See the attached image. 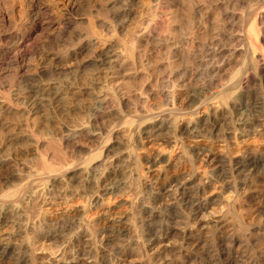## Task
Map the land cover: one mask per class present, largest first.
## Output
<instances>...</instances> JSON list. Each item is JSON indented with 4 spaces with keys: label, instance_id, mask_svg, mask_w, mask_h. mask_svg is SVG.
Here are the masks:
<instances>
[{
    "label": "bare ground",
    "instance_id": "bare-ground-1",
    "mask_svg": "<svg viewBox=\"0 0 264 264\" xmlns=\"http://www.w3.org/2000/svg\"><path fill=\"white\" fill-rule=\"evenodd\" d=\"M68 1L67 7L71 11L78 9V6H80L79 0ZM185 1L191 2L193 13L199 15L195 20V23H197L194 24L195 31L191 35L201 34L202 30L204 32L208 30V23L211 19H218L217 21L221 20L223 23L232 21L229 28L224 27L222 24L223 28H216L217 31H212L211 34L207 31L209 34H206L208 37L205 41H198L202 38L199 35L200 39L190 38L193 39L192 49L193 46H196L199 49L194 48L195 51H201L200 54L202 53V55H196L194 50L190 51L193 63L205 64L207 71L214 74L212 81L221 80L226 76L227 67L237 56H242V63L240 62L243 64L242 70H238L229 83L219 84L220 87L216 90L202 87L198 90H192V92L189 88L192 87L190 85L194 80L192 81V76L189 78L186 75L187 77L180 76V79L178 77V80H173V78L171 81L173 88L171 87L172 89L168 92L158 90L160 85L164 86L157 84L158 81L156 83L158 89L155 88L158 91L155 90L157 92L154 94L147 95L145 94L147 93L146 90L144 94L143 90L142 93L140 92L144 97H141V100L139 99L140 107L138 109L135 107L138 116H136V112L133 115L136 116V119H129L131 125L136 121L140 122L139 125L143 126L144 130L138 129V131L142 130L146 134L145 138L150 140L151 143L162 142L163 139H166V133L164 132L168 129L170 133L172 132L170 135L173 134V136L166 139V142H172L177 153L174 154L176 155L175 158H172L173 156L166 158L156 154L151 164L153 162V165L155 164L157 168L152 170V179L147 182L141 180L137 169V172L134 171L133 176H135L137 184L130 186L131 194L128 193V195H131L128 201L129 210L124 213H117L118 211L116 212L110 206L107 208L104 205L105 208L103 207L105 194L111 193L116 188L121 190V188H125L126 185L131 183L130 180V182L128 181L129 184H127V180H121L122 176L118 179L116 171L111 173H106L105 169V171H102V168H105V165L109 162L107 155L112 148H104V151L107 152L106 155L100 153L94 159H91L94 156L90 155L93 157L88 161L86 159L81 165L75 164L71 162L72 158L69 159L66 154L57 156L56 152L61 154L60 145L56 148L53 147L56 145H51L54 148L53 150L46 149L44 153H41L39 150L42 145L40 139H37L36 136L34 138L33 130L31 132L28 129L30 131L29 138L34 139V144H32L34 150L39 154L37 165L40 170H37L36 167V170L26 172L27 174H15L14 171L11 176L8 174L5 176L4 170L13 167L21 153H7L3 145L0 144V184L13 181V183H10L13 187L9 185L11 188H8L7 186V191H2L3 189L1 190L0 187V229L13 219L11 217L14 213L20 216L19 218H23L24 227L22 225L21 227H23V230L25 228V236L15 243L11 241L12 237L10 235H4L5 237L0 238V264H264V144L254 148L240 144V138L255 135L258 132L264 134V0H261L257 6L253 5L254 7H252L251 12L249 11L250 14L248 15L250 16L248 18V15L245 16L249 20L246 29H244L245 27L242 28L240 21L239 25L238 20L242 21V18L239 17L238 10H236V6L244 0H99L98 15L105 22L102 25L101 34L106 37L113 31H119L120 33L123 32L124 35L122 34L121 37L117 34L120 36L118 41L122 45H120L122 49H120L118 43L112 42L106 46H100L101 48L98 49L97 53L95 52L93 59L105 71L108 77V85H105L103 92H98L92 98V111H90L92 113L89 114L97 119L106 116L108 112L110 113V104L117 95L116 93L121 90L119 89L120 83L115 82V79L125 66L122 62L123 55L126 54L133 63H136L141 57V46L144 42H157V40L160 42L166 39L163 28L170 23H167V21L175 20V14L170 17L164 16V3L179 7ZM253 4L255 3L253 2ZM107 9L113 11L110 13L112 15L105 11ZM27 15L29 19L25 23H21V27L18 28L19 32L13 36L14 41L0 46V82L6 77L9 80L14 79L18 74L15 68L21 69L23 66L20 65V59L23 57L20 44L24 39V32L30 30L33 25L37 26L40 20L47 17L37 4L32 6ZM95 26L91 30L93 28L95 30ZM61 29L64 30V28ZM27 31L26 33H28ZM98 34L96 31H90L88 33L89 39L94 37L96 38L95 42H98ZM117 35L116 37H118ZM206 35L203 34L204 37ZM101 40L99 41L101 42ZM89 41V43H93V41ZM163 42L165 44V41L161 43ZM62 43L58 42L59 45ZM62 45L59 46L61 49ZM66 48L68 49V46ZM63 50L62 52H65L63 53L65 55L67 52ZM147 57L149 56L147 55ZM65 63L60 66L62 67L61 71L68 70L70 72L73 69L76 71L78 69L75 68L80 67L76 66L79 63ZM60 67L59 64L58 67L56 64L50 68L51 70H58ZM149 71L146 73H151ZM186 73L188 72L184 74ZM189 73L188 75H190ZM196 74L193 73L192 75ZM155 77L157 78V76ZM168 80L167 82H169ZM12 81L14 82V80ZM49 84L37 82L25 89L29 94L27 97L30 98V101H28L30 102L29 108L26 106L28 109L26 115L38 112L40 105L50 99L52 86ZM177 85L181 89L189 90V94L185 98L190 105L196 106L189 115L185 114V108L182 111V107H179L180 102L183 100H178L180 104H177V95L175 94ZM12 86L0 90L1 107L10 106L15 101L13 99L17 91L15 92V86L14 90L11 88ZM65 87H67L66 84ZM58 92H56L57 96L60 94ZM117 96L115 99H117ZM206 98L207 100H209L208 98L218 99L217 101L210 99V103L215 102L209 105L210 103L206 101ZM165 100H168L169 107L167 106V110L159 109V106ZM121 102L120 104H122ZM203 103L211 107V110L206 108L208 111L206 116H203L202 113L201 116L198 110V107L204 106ZM189 110L187 111L189 112ZM126 120H128V116ZM221 122L228 125L222 129L220 127ZM25 123L27 124L26 120ZM135 124L132 126L136 127L137 124ZM85 125L81 123L79 127H71L74 130L70 132L71 134L68 131L70 135L67 133L69 136L66 140L72 139V141L74 140L75 143L79 144L78 139L83 137L85 133L90 134L91 137L96 136L94 135L95 132L93 133L92 129V131L88 130ZM125 126L127 128L124 131L129 134L128 141L130 143L131 138H133L134 127H132V130L130 124ZM88 128L90 127L88 126ZM110 132L112 133V131ZM119 135L122 136V134ZM123 137L121 139H124ZM197 139H200L201 142H197ZM129 143L125 142L130 146ZM131 149L134 150L133 146L129 147V150ZM129 150L124 151L126 156L123 155L127 159L129 158L128 161L133 159V155L136 154ZM30 153L33 152L30 151ZM137 160L135 158L134 162L136 164ZM72 161L74 162V160ZM123 162H121V165ZM126 163L124 162V164ZM113 169H116V167ZM81 175H85L84 177L87 178L90 188L93 187L97 192L93 194L90 201L85 203L82 201V204L79 202L76 205L73 204L75 201L73 202L71 199L73 203H67L68 206L61 210L59 214L51 216L41 211L42 206H38L37 203H39V198L42 197L41 195H43L45 189L51 188L52 185L63 180V178L74 180ZM130 176L132 177V175ZM95 190L93 191L95 192ZM113 192L115 193V191ZM224 192L230 193L231 196L228 200L225 199ZM89 195L91 196V194ZM222 204L225 205L217 215L207 219L204 217L210 206ZM25 205L31 207L32 210L27 208L30 210L28 211ZM92 207L97 210L95 213L97 216L92 218L93 220L89 216ZM45 227L47 228L45 234L40 233L37 234L38 236H29V232L36 229L43 230ZM60 238H64V240L55 253H48L47 250H44L43 247L46 242L57 243L61 241ZM41 241L43 243L40 244Z\"/></svg>",
    "mask_w": 264,
    "mask_h": 264
},
{
    "label": "rangeland",
    "instance_id": "rangeland-1",
    "mask_svg": "<svg viewBox=\"0 0 264 264\" xmlns=\"http://www.w3.org/2000/svg\"><path fill=\"white\" fill-rule=\"evenodd\" d=\"M246 1L245 0L242 1L244 3L241 2L243 6L241 5V3H239L240 5L238 4L236 6V10H238L237 13H238L239 17L242 18V21L239 19L238 23L240 21L242 28L245 27L244 29H246V27L249 23V22L247 23V21H249L247 18L250 16L248 14H250L252 7L257 6L261 2V0L260 1L259 0H256V1L255 0H246ZM187 2H189V1H185L184 3H181L179 5V7L175 6V7L179 8L178 10H177V8L174 7V5H172V4L169 5L168 3H164L163 15L170 17V16L175 14L174 15L175 20L172 19V21L171 20L167 21V23H169V22L170 23L166 24L167 26L165 25L163 28L165 30V33H166V39H164L162 41H165V44H164V42L161 43L162 41L159 42L158 40H157L158 43L155 41L144 42L141 46V49H142L141 52L143 53V55L140 52L141 57L136 62V63L139 62L138 64L133 63V61L130 58H128V56L126 54L123 55L124 57L122 58V62H124L125 66L122 68L123 70L121 69L120 73H118V75L115 79V82L117 81L120 83L119 89H121L120 91H118L116 93L117 95L119 94L118 96L116 95L118 100L115 99L116 98V96H115L113 98L112 103H111L112 106L110 104V110L108 108L110 113L108 112L106 116H103L101 118H97L98 119L97 120L96 118H93V115L89 114V113H92V112H90V111H92L91 110L92 98L98 92L100 93V92H103L105 90V85L106 86L108 85L107 84L108 83V77H107L105 71L102 69V67H100L98 65V63L95 62V60L93 58L95 56V52L97 53L99 48L108 45V43H112V42L115 44L118 43L119 47H121L122 45L119 44L118 38L122 34L124 35L123 32L120 33L119 31H117L118 33L116 31H113L114 34H113V32H111L112 34L110 33V35H108L106 37H104V35L101 34L102 33L101 30L103 29L102 25H104L105 22H103L102 17L100 16V18H99V15H98V9H99V5H100L99 0H79L80 6H78V9H76L74 11L69 10V8L67 7V5L69 3L68 0H0V46L8 44V43H10V41L11 42L14 41L13 36H14V34L19 32L18 28L21 27V23H25L26 20L29 19L28 18L29 16L27 14H29V11L32 9V6H34L36 4L39 5L42 8V11L45 12V14L47 16L46 18H43V20H40V23L37 24V26L33 25V27L30 30H28V31L26 30L28 33H26V31L24 32L25 36H24V39L22 40V43L20 44L21 45L20 49H21V51L23 50L22 51L23 57L20 59V65H23V66L21 69L15 68V71L16 72L18 71V74L16 75L17 77L15 76L14 79H10V80H9V78L7 79V77H6V78H4V80H2V82H0V84H1L0 90H2L5 87L8 88V87L12 86V84L14 83V85L11 88L13 89L15 86V92L17 91L16 92L17 94L15 95V97L13 99V101L15 100L13 102L14 104L13 103H12L13 105L10 104L11 107L9 105L5 106V107L0 106V111H1L0 112V144L3 145V147L5 148L7 153H13V154L16 152H19V154L21 153L20 157L18 156V158H17L18 161L15 163V165H13V167L11 166L10 168H7L6 170H4V172H3L4 175L6 176L8 174L11 176L12 172H14V171H15L14 172L15 174H20V175L22 174L23 175V174H27L28 172L34 171L36 169L40 170L38 168V165H37V162L39 159V154L37 152H35L34 147H33L34 145H32V144H34V139L29 138L30 137L29 133H30V131L32 132V130H33L32 133L34 134V138L36 136V138L40 139V141H41L42 147L41 146L39 147V150L41 153L42 152L44 153L46 149L47 150H53L54 149L53 147L56 148L57 146L60 145L61 147L59 146V148L61 151L63 150L62 151L63 154L61 151H60L61 154L56 152L57 156L66 154L67 157H69V159L72 158L71 162L75 163V164L81 165L84 163V161H86V159L88 161L93 156L94 157L91 159H94L96 157V155L99 156L100 153H102L103 155H106L107 152L104 151V148L109 147V149H111V148L112 149L109 151L110 153L107 155V160H109V162L107 163L108 166L105 165L106 167L102 168V171L104 169L106 170V171L104 170L106 173H111V172L116 171L118 179L122 176V178H120L121 180H125V181L127 180L126 181L127 184H129V182L131 181L132 184L130 183V185H126V187L121 188V190L116 188L115 190H113V191H115V193L112 191L109 194H105L106 195V196L104 195L105 198H104V196H102V198L105 199V200L103 199V203H104L103 207H104V205L107 208L110 206V208H112L116 212L118 211L117 213H122V212L124 213V212L128 211L129 210L128 201L131 198L130 190H131L132 185L134 186V184H137L136 178H135V176H133V174L135 172H137V170H138V174L140 175L141 180L147 182L149 179L150 180L152 179V176H153L152 170L157 168V166H155V164L153 165V162L151 164V161L154 160V157L156 156V154L157 155L159 154V155L166 157V158L172 157V156H173L172 158H175L176 155H174V154L177 153L176 148L174 150V146H173L172 142H170V141H169L170 143L166 142V139L172 138V136H173V134L170 135L172 132L170 133L168 129L165 130V132H164L166 134L168 132L167 135L165 134L166 139H163L162 142L159 141L157 143L156 142L151 143L150 140L145 138L146 134H144L142 132V130H144V129H143V126L139 125L140 122H137V121H136L137 123L135 122L138 127L140 126V128H138L137 126H136L137 128L135 126H132L135 123H133L131 125V122L129 121V119L130 118H131L130 120H132L133 118L136 119V116H138L137 115L138 113L135 111V109H136L135 107H137V109L140 107L139 103H140L141 97H144L143 94L145 93V90L147 92L145 94H147V95L150 93L154 94L158 90L159 91L165 90L166 92H168V91H170V89L173 88V85L171 82L173 78H174L173 80H176V79L178 80V77L180 79L181 78L180 76H186V75L189 78H191V76H192L191 79H192V81L194 80L193 83L191 81L192 84L190 85L193 88L189 86L190 91L198 90L202 87H206V88L208 87L209 89L216 90L220 87V85L229 83L233 78L232 76H234L238 70H242V66H243V64H241L242 63V56H237L231 62L232 64L230 63V65L227 67L226 74L228 76L227 75L224 76L223 77L224 79L222 78L221 80L216 79V80H214L215 81L214 82V81H212V77H214V74L207 71V68H206L207 66L205 64L201 65L200 63H196V62L193 63L192 57L190 55L191 54L190 51L191 50L195 51L194 48H196L197 50L199 48L196 46L195 47L193 46V49H192L191 43H192L193 39H190V38L194 37V39L197 40V39H200L202 37L198 41H205V39H207V37H208L207 35L209 33L211 34L212 31L215 32V31H217V29L223 28V25H224V27L227 26L229 28L232 21L230 20L228 22L226 20L227 23L226 22L223 23L221 20H220L221 21L220 22V21H217L218 19L217 20L211 19V21L208 23V30H205L206 33L202 30L200 32L201 34L191 35L195 31L194 26L197 24V23H195V20H197L196 18L199 17V15H195L193 13V8H192L191 2H189L190 4ZM250 2H252V3H250ZM253 2L255 4H253ZM256 2H258V3L256 4ZM249 7H251V8H249ZM247 9H250V10H247ZM105 11L106 12L108 11L109 14L113 12L112 10L110 11L108 9ZM110 15H112V14H110ZM245 16H247V18H245ZM91 20H92V23H91ZM244 20H246V21H244ZM93 22H95L96 24ZM240 23H239V25H240ZM91 24H92V26H91ZM94 26H95V30H94V28H93V30H91V28ZM212 27H213V29H212ZM61 28H64V30H62ZM170 29H171V31H170ZM90 31H96L97 34L100 32L97 37H99L98 38L99 40L102 39L101 42L99 40H98L99 43L95 42L96 38H94V37L89 39L88 33H90ZM115 32H116V34H115ZM100 34H101V37H100ZM117 34H119L120 36H118ZM203 34L204 35L207 34V35L204 37ZM112 35H115V36L112 37ZM116 35L118 37H116ZM198 35L200 36V38ZM66 39H67V41H66ZM167 39H169V40H167ZM89 40L93 41V43H89L90 42ZM62 41H63V43H62ZM58 42L62 43L63 45L62 44L59 45ZM69 42H71V43H69ZM97 43L99 46L97 45ZM102 43H103V45H102ZM147 43H149L150 45ZM166 43H168V44L166 45ZM154 44H156V45H154ZM158 44H160V45H158ZM61 45H62V49L59 47ZM63 46H65V47L68 46V49L67 48L65 49V47H63ZM69 46H71V47H69ZM146 47L150 50H148ZM63 48L67 52L65 55L63 54L65 52H62ZM120 49H122V47ZM153 49H154V51L152 54ZM60 50H61L62 55L60 54ZM144 50H146V52H144ZM148 52H150V53H148ZM200 52L201 51H195L194 53L196 55H198V54L202 55V53L200 54ZM147 55L149 57H147ZM60 57H61V59H60ZM63 57H64V59H63ZM55 59H56V63H55ZM66 60H68V61H66ZM72 60L75 62H73ZM226 60H227V56H226ZM57 61L60 62L61 64L58 63ZM76 61H78V62H76ZM142 61H143V63H142ZM50 62H52V63L54 62V63L52 64ZM71 62L75 63V64L79 63L76 66H80V67L75 68V69H78V70H76L77 72L74 71V69L71 70L70 72H68V70L61 71L62 67H60V66L63 65L62 63H65V64L69 63L70 64ZM56 64H57V67L59 64L60 68L58 70H51L50 67L54 66ZM46 67L49 68L50 71H49V69L47 70ZM17 69H19V70H17ZM147 70L148 71L150 70L149 72H151V73H146V72H148ZM151 70H153L154 73ZM194 71H196V72H194ZM42 72H44V73H42ZM185 72H188V73L190 72L189 73L190 75H188V73L184 74ZM193 73H197L196 75H194L195 77L192 75ZM149 74H150V76H149ZM207 74H209V75H207ZM151 75H152V77H151ZM155 76H157V78L160 76V78H158L160 80H158ZM199 76H200V78H199ZM170 77H172V78L170 79ZM154 78H156V79H154ZM165 79H167V80L169 79L168 80L169 82H167V80H165ZM213 79H215V78H213ZM11 80H14V82L13 81L11 82ZM55 81H57V82L55 83ZM157 81H158V83H157ZM161 81H162V83H160ZM34 82L35 83L42 82V83H48V84L51 82L49 84L50 86H52V90H50L51 95H50L49 100H46L44 103H42L40 105L41 107L39 108L38 112L26 115L28 113V112H26V111H28L26 106H28V108H29L30 102H28V101H30V98L27 97V96H29V94L26 92L25 89L27 87H29L30 85L35 84ZM8 83H9V85H8ZM153 83H154V85H153ZM156 83L162 84L165 87L160 85L159 86L160 88L158 89L157 88L158 85ZM65 84L67 87H65ZM169 86H170V88H169ZM53 87L55 89V93H54ZM162 87L166 88V89H163ZM155 88H157L158 90ZM16 89H18V90H16ZM182 89L179 88V86L177 85L175 88L176 91L174 90L175 94L177 95V104L179 105L181 103L179 107L180 108L182 107L181 108L182 111H184L183 109L185 108V111H184L185 114L189 115V114H191V111L193 112V110L196 106L190 105V103H188L186 98H185L189 94L188 93L189 90L187 91V89H184V88H182ZM56 90L59 91L58 92V93H60L59 96L56 95V92H57ZM142 90H143V94H141ZM155 90H157V91H155ZM75 91H76V93H75ZM180 91H181V94H180ZM22 95L24 97H20ZM122 95H123V98H124V96H126V97L124 99L123 98L121 99ZM16 96H17V98H16ZM61 96H63V97H61ZM119 97L122 100V102L119 99ZM208 99L209 100H207V98H206V101L208 103H210L211 100L217 101L218 98L217 99L208 98ZM119 100L122 104H120V102H118ZM136 100H137V102H136ZM178 100H181V101L183 100V101L180 102ZM17 101H19V102H17ZM215 101H213L209 105L213 104ZM206 103H203L204 106L198 107L199 109L197 108L200 111L201 116H202V114H203V116H206V112H208L207 111L208 108H210V110H211V107L210 106L208 107V105ZM136 104H137V106H136ZM168 104H169L168 100L163 101V103H161V105L159 106L160 107L159 109L167 110V108L169 107ZM16 105H18V106H16ZM6 107H8V108H6ZM187 110H189L190 113ZM120 111H122V112H120ZM134 113L136 114V116L133 115ZM210 113H212V112H210ZM122 115H123V117H122ZM127 116H128V120H126ZM25 117L28 119V121ZM25 120H26L27 124L25 123ZM126 121L130 122V123H127ZM140 121H142V120H140ZM81 123L83 125L86 124L85 126L88 130H90V131L93 130L92 132L93 133L95 132L94 135H96V136L91 137L90 134L85 133L84 134L85 137L83 136L80 139H78V142L80 141L79 144L75 143L74 140L72 141V139L66 140V138H68V136L71 134L70 132H72L74 130L73 128H76L77 126L79 127ZM28 124L30 125L29 127H28ZM129 124H130V127L132 130H133L132 127H134L133 135H132L133 138H131L132 140L130 142L131 144L133 143L134 145L133 144L131 145L129 143V141H128L129 134L126 131H124L127 128V126H125V125L129 126ZM227 125L228 124H225L223 122L220 123V127L222 129H223V127H225ZM88 126L90 128H88ZM71 127H73V128H71ZM28 129H30V131ZM67 129H69V130H67ZM138 129L139 130L142 129V130L138 131ZM116 130H119V131L116 132ZM122 130H123V132H125L124 134H123ZM136 130L138 133L136 132ZM68 131L70 134L68 133ZM110 131H112V133ZM119 134H122V136ZM125 134H128V135H125ZM65 136H67V137H65ZM122 137L124 139H121ZM143 139H145V140H143ZM69 140H70V142H69ZM240 140H241L240 144L242 146L248 145V146L254 148V147H257L261 144H264L263 143L264 142V134H261L258 132L255 135H251V136H248L245 138H240ZM62 142H63V144H62ZM125 142L129 143L130 146H128V144H125ZM197 142H201L200 139H197ZM16 145H17V147H16ZM51 145L52 146L56 145V146L52 147ZM45 146H46V148H45ZM131 146H133V149L135 151L132 149L131 150L133 152L131 150H129V147L131 148ZM65 147L66 148L68 147V148L66 149ZM61 148H63V149H61ZM127 150L131 151L133 154L136 153L135 155H133L134 158L130 159L129 161H128L129 158L127 159V157H124V156H126L125 152ZM30 151L33 153L31 154ZM93 151L95 154L93 153ZM120 151H121V153H120ZM90 155H93V156H90ZM135 158L138 159L137 160L138 165L136 164V162H134ZM112 159H114V160H112ZM72 160H74V162ZM122 160L125 163L126 162L127 163L124 164V162ZM120 161L123 162L122 165H121ZM110 164H113V165H110ZM140 164H142V165H140ZM120 165H121V167H120ZM132 166H134V167H132ZM136 166L141 167V168H137ZM115 167H116V169H113ZM118 167H119V169H118ZM133 168H135V169H133ZM139 170H141V171H139ZM139 172H141L142 174ZM130 175H132V177ZM82 176L84 177L85 175H81L74 180L68 179L69 182H68V180H66V178H63V180H65V181L60 180L57 183H55L54 185H52L51 188L49 187V189H45V191L42 193L44 195V197H43V195H41L43 198L40 197L39 203H37L38 206H40V207L42 206L41 211H44L49 216H51L53 214H59L61 210H63L64 208H66V206H68L67 203H71L72 201L73 202L75 201L74 203L73 202L72 203L76 204V205H77V203L79 204V202H80V204H82L81 203L82 201H83V203H85L86 201L87 202L90 201V198H92L93 194H95L97 192L93 187L92 188H93V190H95V192L92 190V188H90V185H88V183H87V178L84 177L85 178L84 179ZM127 177H129V178L127 179ZM11 182L13 183V181H11ZM11 182L6 181L5 182L6 184L1 183L0 184L1 190L3 189L2 191H7L8 190L7 186L9 188L12 185V184H10ZM61 182H63V183H61ZM83 182H84L85 186H84ZM14 184H16V183L14 182ZM86 184H87V186H86ZM11 187H13V186H11ZM128 188H129V191H128ZM121 192H122V194H121ZM128 193H130V194L128 195ZM214 193H216V192H214ZM217 193L219 194L220 192H217ZM89 194H91V196ZM129 196H130V198H129ZM230 196L231 195L229 192H224V197L226 200H228ZM88 197H89V199H88ZM71 199H72V201H71ZM224 205L225 204L210 206V208L204 214V217L207 219V218L213 217V215L214 216L217 215L221 211L222 207H224ZM25 207H26V209L28 208V209L32 210L31 207H29L27 205H25ZM43 207H44V209H43ZM93 208L94 207H92L91 211H89V216H91V220H93L92 218H95L97 216L95 214L97 212V210H95V208L94 209ZM30 210H28V211H30ZM15 215H16V213H14V215L11 217V219L13 218L12 219L13 221L12 220L8 221L7 225H5L3 228L0 229V238H2L4 235L5 236L10 235L12 237L11 241L13 243L17 242L18 240L22 239L25 236V232H24L25 228L23 230V227H24L23 218L22 217L19 218L20 216H17V215H16L17 216L16 217ZM21 225L23 227H21ZM20 228H22V229L20 230ZM39 230L40 229H36L35 231L33 230L34 232L33 231L29 232V234H30L29 236L33 237L37 234H40V233L45 234L47 232L46 227L43 230L42 229L40 231ZM60 240H61V241H59L60 243L59 242L52 243L49 241L46 242L44 244V247H43L44 250H47L48 253H52V252L55 253V251L57 249H59V247L62 245L64 238L63 239L60 238ZM41 243H43V241H41L40 244Z\"/></svg>",
    "mask_w": 264,
    "mask_h": 264
}]
</instances>
